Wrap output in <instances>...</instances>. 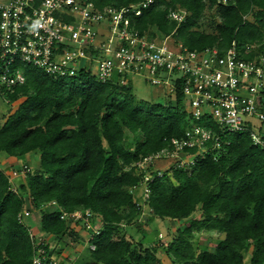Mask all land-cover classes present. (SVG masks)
<instances>
[{"label": "trees", "instance_id": "obj_1", "mask_svg": "<svg viewBox=\"0 0 264 264\" xmlns=\"http://www.w3.org/2000/svg\"><path fill=\"white\" fill-rule=\"evenodd\" d=\"M89 1L103 10L144 0ZM178 10L185 11L181 21L169 17ZM207 14L217 20L209 32L200 28ZM129 26L150 37L170 36L190 50L216 47L222 54L232 42L243 47L264 38V0H152L141 7L140 15L130 16ZM22 70L24 83L0 87L3 101L20 99L0 122V153L17 159L33 154L36 161L33 169L27 163L14 165L16 170L27 169L25 182L15 191L0 168V264H31L37 233L74 244L81 240V229L91 237L79 264H162L159 247L170 264H246L247 252V264H264L261 126L257 132L263 145L254 144L247 132L231 133L220 139L218 148L203 157L195 155L193 164L171 167L146 181L151 213L187 222L176 227L166 245L144 246V231L137 224L142 204L132 192L144 177L137 164L168 147L172 138L184 136L188 120L179 86L172 100L137 102L130 81L100 82L83 70L74 77L46 74L32 66ZM202 125L218 131L209 119ZM127 132L135 137L133 145L124 143ZM196 151L185 148L190 155ZM24 210L39 211V230L33 236L18 217ZM75 211H88L91 222L100 223L97 232L82 218L73 220ZM132 224L141 239L126 230ZM202 230L222 236L212 249L194 248V234ZM45 240L41 242L48 255L70 264Z\"/></svg>", "mask_w": 264, "mask_h": 264}, {"label": "built area", "instance_id": "obj_2", "mask_svg": "<svg viewBox=\"0 0 264 264\" xmlns=\"http://www.w3.org/2000/svg\"><path fill=\"white\" fill-rule=\"evenodd\" d=\"M151 1L98 10L89 0H0V87L10 89L24 83L23 66L60 77L89 71L100 82L123 83L126 75L138 74L149 84L168 87L171 94L179 86L188 125L182 138H172L168 147L137 164L144 172V200L146 181L171 167L193 164L195 155L203 157L218 148L225 135L247 132L254 144L263 145L256 125L264 121V38L243 47L232 42L220 54L216 47L190 50L170 36L150 37L148 32L130 28L129 23L130 16L140 15L141 7ZM184 14L183 10L171 11L169 17L181 21ZM249 53L252 57L246 58ZM92 66H96L94 74ZM204 119L211 120L218 131L202 125ZM193 147L196 154L185 152ZM166 159L169 166L154 168L155 160ZM89 215L88 211L84 215L75 211L70 217L82 218L96 233L98 226ZM29 216L27 210L18 215L25 224ZM41 241L38 237L33 243L31 264H62L47 254ZM90 248L94 246L90 244Z\"/></svg>", "mask_w": 264, "mask_h": 264}, {"label": "rangeland", "instance_id": "obj_3", "mask_svg": "<svg viewBox=\"0 0 264 264\" xmlns=\"http://www.w3.org/2000/svg\"><path fill=\"white\" fill-rule=\"evenodd\" d=\"M215 21L217 20H211L210 16L207 14L202 21L200 22V28L204 31H212L214 29ZM92 73H96V66H92L91 68ZM125 81H130V84L132 86V92L135 95V99L137 102L140 101H149V102H165L167 100H172V94L168 91V87L164 86L163 84H149L144 80V78L141 75L138 74H130L126 75L124 78ZM20 99L12 101L10 103H7L6 101H3L0 98V122L2 123L6 117L13 112L15 107L17 106ZM184 103V100H183ZM263 129L264 132V121L261 124L256 125V127H260ZM135 141V137L133 134L127 132L126 137L124 140V143L127 146L133 145ZM16 166H23V163H27L30 168H34L36 157L32 154H29L27 156H24L21 158ZM10 161H15L14 157H10L4 153H0V168L8 169L6 172L9 175L10 183H11V189L15 191L17 187L25 182V174L26 172H22L25 169L22 168L20 170H16L14 166H12ZM4 162V165L2 164ZM170 160H155L154 161V168L158 169H165L167 166H169ZM133 194L136 196V199L138 202L142 204V213L137 219V224H140L141 229L144 231V237L142 238V234L139 231V228L135 225H129L126 227V230L132 234V236L135 239H141L144 246L150 245L151 243H157L161 246L163 243L166 245L167 242H169L175 234L176 227L180 226L181 223H186L187 220L183 221H177L170 218H160L151 213V208L149 207L147 203V199L144 200V187L138 186L136 189L133 190ZM148 197V196H147ZM47 206L45 205L44 208ZM39 211L34 210L31 212V216L27 219L26 225L30 227L32 232H36L39 230ZM99 225L100 223H96ZM81 235H83L84 238V244L86 245V231L84 229H81ZM38 237H41L42 239H45V241H48V243L52 244L57 241L55 238H52L51 236H41L40 233H37ZM85 236V237H84ZM222 237L220 234H217L212 231H205L202 230L200 232H196L194 234V237L192 239L194 248L197 250L199 249H212L216 241ZM162 247V246H161ZM251 249V247H250ZM249 249V250H250ZM82 255L86 257V250L82 252ZM157 256L161 260L162 264H170V261L168 260L167 256L164 254V251L162 248L159 247L157 250ZM62 259V257H60ZM249 259V252L245 253L244 257V263L247 264Z\"/></svg>", "mask_w": 264, "mask_h": 264}, {"label": "crops", "instance_id": "obj_4", "mask_svg": "<svg viewBox=\"0 0 264 264\" xmlns=\"http://www.w3.org/2000/svg\"><path fill=\"white\" fill-rule=\"evenodd\" d=\"M14 160L15 161H10V162H12V163H10L12 166H14L16 164L18 165L17 162H19L22 159H17V158L14 157ZM2 164L4 165V162H2ZM4 170H8V169L5 168ZM81 231L82 230L79 231L81 240L75 242L74 244L71 243V242H68V243L61 242L60 243V242H57V241H55V243L51 244L53 247L57 246L61 250V254H60L61 257H63V258L67 257V259H69L68 261H69L70 264H79L80 258H82V259L84 258V256L82 255V252L86 248H85V244L83 242L84 238H83V235H81ZM86 236H87V233H86Z\"/></svg>", "mask_w": 264, "mask_h": 264}]
</instances>
